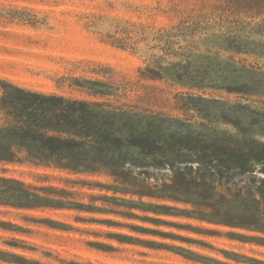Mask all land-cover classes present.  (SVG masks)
Masks as SVG:
<instances>
[{"label": "rangeland", "instance_id": "1", "mask_svg": "<svg viewBox=\"0 0 264 264\" xmlns=\"http://www.w3.org/2000/svg\"><path fill=\"white\" fill-rule=\"evenodd\" d=\"M203 4L0 0V98L109 103L115 134L161 146L88 171L0 162V264H264V232L163 188L184 172L228 198L264 193V36L213 25Z\"/></svg>", "mask_w": 264, "mask_h": 264}, {"label": "trees", "instance_id": "2", "mask_svg": "<svg viewBox=\"0 0 264 264\" xmlns=\"http://www.w3.org/2000/svg\"><path fill=\"white\" fill-rule=\"evenodd\" d=\"M203 1L213 25L227 23L264 36V0ZM190 28L185 25L182 31ZM12 90L16 96L5 92L0 98V162L27 161L88 171L93 163L115 167V153L123 155L125 149L132 162L139 158L136 152L153 157L161 153L159 141L152 136L115 134V116L123 114L112 104L15 87ZM185 176L178 172L164 190L177 200L204 205L210 210L204 215L211 221L264 232L261 188L260 197L238 191L228 198L213 192L203 178ZM28 196L31 201L36 199L33 194Z\"/></svg>", "mask_w": 264, "mask_h": 264}]
</instances>
